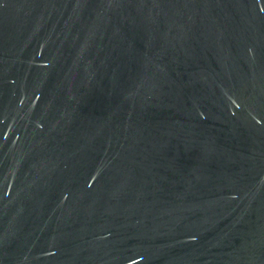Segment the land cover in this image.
I'll return each mask as SVG.
<instances>
[{
    "label": "water",
    "instance_id": "95a60500",
    "mask_svg": "<svg viewBox=\"0 0 264 264\" xmlns=\"http://www.w3.org/2000/svg\"><path fill=\"white\" fill-rule=\"evenodd\" d=\"M0 264H264V0H0Z\"/></svg>",
    "mask_w": 264,
    "mask_h": 264
}]
</instances>
